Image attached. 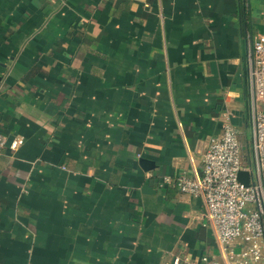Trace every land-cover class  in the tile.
Listing matches in <instances>:
<instances>
[{
    "label": "crops",
    "instance_id": "obj_1",
    "mask_svg": "<svg viewBox=\"0 0 264 264\" xmlns=\"http://www.w3.org/2000/svg\"><path fill=\"white\" fill-rule=\"evenodd\" d=\"M260 35L264 0H0V264L221 260L175 180L252 148Z\"/></svg>",
    "mask_w": 264,
    "mask_h": 264
},
{
    "label": "built area",
    "instance_id": "obj_2",
    "mask_svg": "<svg viewBox=\"0 0 264 264\" xmlns=\"http://www.w3.org/2000/svg\"><path fill=\"white\" fill-rule=\"evenodd\" d=\"M248 59L253 102L264 103V35L252 42ZM6 142L0 131V155ZM242 170L249 172L248 183L239 179ZM175 184L182 193L203 199L205 218L221 247V260L205 255L201 264H264V110L252 113L249 153L238 130L227 123L222 134L211 139L201 171L195 176L182 173ZM172 263L182 264V257L175 256Z\"/></svg>",
    "mask_w": 264,
    "mask_h": 264
},
{
    "label": "water",
    "instance_id": "obj_3",
    "mask_svg": "<svg viewBox=\"0 0 264 264\" xmlns=\"http://www.w3.org/2000/svg\"><path fill=\"white\" fill-rule=\"evenodd\" d=\"M12 140H13V136H10L7 140V145L10 146L11 143H12ZM239 179L244 182V183H248L249 181V172L248 171H245V170H242L240 171L239 173Z\"/></svg>",
    "mask_w": 264,
    "mask_h": 264
}]
</instances>
